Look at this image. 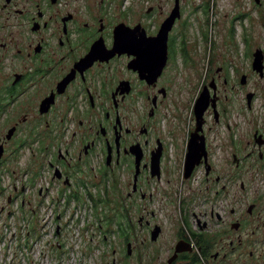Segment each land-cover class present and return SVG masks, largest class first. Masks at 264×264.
<instances>
[{"label":"flooded vegetation","instance_id":"af4514ba","mask_svg":"<svg viewBox=\"0 0 264 264\" xmlns=\"http://www.w3.org/2000/svg\"><path fill=\"white\" fill-rule=\"evenodd\" d=\"M123 6L0 0V196L8 207L32 210L33 198L55 190L93 212L109 184L125 189L127 257L264 264L257 241L250 254L259 259H233L244 248V229H253L251 236L264 231V111H253L264 95L255 83L264 80V50L249 47L239 64H207L191 111L175 113L163 132L156 125L179 92L178 71L192 76L190 48L174 38L185 13L179 6L165 44L159 36L175 6L147 7L140 29L125 22ZM257 51L261 70L254 68ZM198 82L190 81L191 93ZM202 94L208 102L201 113L195 101ZM245 100L251 111L244 114L237 104ZM136 214L139 250L129 241Z\"/></svg>","mask_w":264,"mask_h":264},{"label":"rangeland","instance_id":"374dc122","mask_svg":"<svg viewBox=\"0 0 264 264\" xmlns=\"http://www.w3.org/2000/svg\"><path fill=\"white\" fill-rule=\"evenodd\" d=\"M121 2L126 11L125 22L131 29H140L138 23L148 15L146 9L149 6L160 5L169 11L174 6H182L185 13L175 26L174 38L178 42L184 39L186 46L190 48L189 56L191 63H194L192 76L189 77L187 70L178 71L176 84L179 92L164 103L160 109L162 122L156 125L163 132L174 125L175 113L179 112L182 117H186V113L191 111L192 97L200 89L207 64H239L245 62L249 47L264 50V0H178L177 4L176 0ZM159 16L157 14L149 18V25L156 26L160 21ZM171 16L172 13L168 18ZM164 38L163 35L159 36L160 41ZM178 62L181 63V59ZM192 80L199 81L194 93L189 91ZM255 83L257 86L261 85V88L264 86V80L259 78ZM253 106L257 115L263 114L264 95ZM237 109L244 114L251 111L247 108L246 100L238 103ZM182 170L181 167L180 171ZM123 179L121 182L124 183ZM39 184L47 186L46 181H40ZM106 189V193L100 191L98 207L93 212L88 207H79L74 201L67 204L65 197L58 198L54 194L55 190L48 197L33 198L32 210H19L15 207L16 203L8 207L7 198L0 196V264H157L155 259L127 257L128 245L124 239L123 226L130 217L124 216L125 189H111L109 184ZM229 208L230 206L227 209ZM131 218L135 231L131 232L132 239L129 241L134 242V250H139V215H132ZM249 221L254 226V220L250 218ZM257 226L258 223L255 228ZM252 231L253 229H244V248L233 259H259L250 254L254 249L252 241H257V246L264 252V231L251 236ZM151 249L152 246L148 244L147 251L150 252Z\"/></svg>","mask_w":264,"mask_h":264},{"label":"water","instance_id":"95a60500","mask_svg":"<svg viewBox=\"0 0 264 264\" xmlns=\"http://www.w3.org/2000/svg\"><path fill=\"white\" fill-rule=\"evenodd\" d=\"M177 3H178V0H176V4ZM178 17H180V8H179V6H176L174 8V11L172 12V16L170 18H168L162 26L161 31L164 33L165 38H164L163 42L165 44H167L169 32L172 30V28L175 24L176 18H178ZM116 37H117V41L119 42V46L122 47L124 44V34L122 33L121 29L116 30ZM262 57L263 56H262L261 51H257V53L255 54V63H254L255 69H258V70L262 69ZM207 97H208L207 95L202 94L200 96V98L197 100L196 110L198 112H201V113L204 112V110H205L204 106H207V102H208ZM187 170H189V169L187 168Z\"/></svg>","mask_w":264,"mask_h":264},{"label":"built area","instance_id":"2783aa9c","mask_svg":"<svg viewBox=\"0 0 264 264\" xmlns=\"http://www.w3.org/2000/svg\"><path fill=\"white\" fill-rule=\"evenodd\" d=\"M15 207H16V208H18V205H17V203L15 204Z\"/></svg>","mask_w":264,"mask_h":264},{"label":"bare ground","instance_id":"6f19581e","mask_svg":"<svg viewBox=\"0 0 264 264\" xmlns=\"http://www.w3.org/2000/svg\"><path fill=\"white\" fill-rule=\"evenodd\" d=\"M174 11V10H173Z\"/></svg>","mask_w":264,"mask_h":264}]
</instances>
